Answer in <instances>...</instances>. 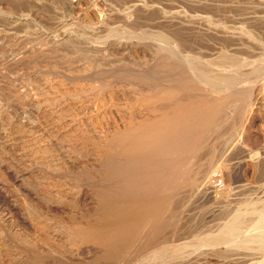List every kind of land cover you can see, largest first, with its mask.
<instances>
[{"label": "rangeland", "instance_id": "374dc122", "mask_svg": "<svg viewBox=\"0 0 264 264\" xmlns=\"http://www.w3.org/2000/svg\"><path fill=\"white\" fill-rule=\"evenodd\" d=\"M263 30L264 0H0V264H264V250L238 244L253 233L250 223L228 243L236 248L210 241L223 234L234 208L264 198V169L254 171L264 164ZM222 48L234 66L220 60ZM185 80L192 91L182 94L197 100L216 94L219 84L238 88L191 159V175L209 170L204 173L216 181L209 187L197 182L193 191L176 188L179 230L166 229L150 247L142 244L149 229L142 242L123 244L125 251L73 244L67 224L89 218L107 183L100 169L112 158L99 160L93 143L126 125L140 92ZM248 123L253 136L246 134ZM163 172L168 183L160 193L170 197L175 184ZM157 249L163 253H152Z\"/></svg>", "mask_w": 264, "mask_h": 264}, {"label": "bare ground", "instance_id": "6f19581e", "mask_svg": "<svg viewBox=\"0 0 264 264\" xmlns=\"http://www.w3.org/2000/svg\"><path fill=\"white\" fill-rule=\"evenodd\" d=\"M248 34H249V32H248ZM215 37H216V35H215ZM255 41H259V39H256ZM263 42L261 43L262 45H263ZM69 46H71V45L69 44ZM162 46H163V44H162ZM159 49H161V47ZM222 49H224V48H222ZM162 51H164V49ZM165 51H168V50H165ZM250 51H253V50H250ZM260 51L263 54V55L261 54V57H264V51L263 52H262V50H260ZM169 52L170 51H168V53ZM248 52H249V50H248ZM226 53H227V51H226ZM226 53H225V49H224V53H220V58H221L220 60L229 61L228 60L229 56ZM171 55H174V53L172 52ZM229 55H230V53H229ZM204 62H207V61H204ZM255 63H257V62H255ZM255 63H252V64L258 65ZM172 64H174V63H172ZM193 64L195 66L194 61H193ZM217 64L222 65V63H219V61ZM238 64H239V62H238ZM225 65L223 64V66H225ZM231 65L234 66V64H232V63H231ZM229 66L230 65H228V66L226 65L225 67H228L227 69H229ZM190 67H192V66H190ZM197 67H198V69H197ZM240 67L241 66H239V68ZM252 67H254V66H252ZM256 67L257 66H255L254 68H256ZM194 68L196 69V71H198V70L200 71V68L198 65H196ZM216 68H218V67H216ZM220 68H222L221 70H222V72H224L223 67H220ZM237 68H238V66H237ZM201 69H203V71H204V68H201ZM224 69H226V68H224ZM218 70H220V69H218ZM233 70H235V69L233 68ZM251 70L255 71L256 69H251ZM257 71H258V68H257ZM219 72H221V71H219ZM201 75H202V73H201ZM220 75L223 78L225 76L221 73H220ZM220 75H218V76H220ZM218 76L215 75V77H217V79H219ZM238 76H237V74L235 76V77H237V80H239ZM209 77H208V79H209ZM235 77L233 79H234V81H237V80H235ZM226 78L223 80H227V82L225 81V83L228 84L229 83L228 77L226 76ZM220 79H222V78L220 77ZM179 80L180 79H178V81ZM173 81H175L176 83L178 82L177 79L174 80V78H173ZM181 81H182V79H181ZM185 81H186L185 85H180V86L175 85V86H171V87L165 86L166 88H162L160 90H149L148 92L143 91V95H141L142 93L140 92V94H139L141 96L140 98H138V99L136 98L137 100H135V98H134L133 100H135V101L131 100L134 103H132L133 106H132V110H131V116L129 115L130 117L125 121L126 123L124 122L126 125L124 124L125 126H123V124H122V127H118V128L116 127L115 129H113L114 131H111V132H113V134L111 136L109 135L110 138L107 136V138H109V139H104L100 143L101 145H98V144L96 145L93 143L94 146H96V147L98 146V148H97L98 150L94 148L96 150V153H98V155H97L98 157L100 156L103 160H105L109 157H112L111 161L106 160L107 163H105L104 166H102L103 169H100L102 173L101 172L99 173V174L104 175L102 177H106V182L108 184L105 183L106 184L105 187L101 186V187H103L102 188L103 190L102 191L100 190V192H101V193H99L100 196L97 197L99 199L97 200V198H96L97 203L95 204L94 210L92 213H89L91 215L87 216V218L88 217L89 218L86 219V221H84L83 223H78L76 221H73L74 223H68L67 224L66 229L70 230V231L69 230H67V231H69L71 233V235L69 234L71 236V237L69 236V238H71L73 244H83L85 242H91L92 241L94 243L97 242L100 246L102 245L101 247L109 246V245L110 246L121 245V247H122L123 244L126 245L127 241L129 243V241L131 242L132 240L139 239V242H140L141 241L140 239L143 237V233L146 231V229L147 230L149 229V231L152 230V231H150L151 234L149 233V236H146L143 238L144 243L142 241L141 242L144 245L147 244L145 246L150 247L151 246V245H149L150 242H152L153 240L155 242L156 241L155 239L159 238L158 236L160 234L162 235L163 232L167 231L166 229H168V230L170 229V231H175L178 228V230H179V227H178L179 217H178V215L180 212L178 210L181 209L182 207L179 208V206H181L180 201H179V199H181V197L179 194L177 196V192H175V190H177L178 187H180V186L182 188L185 187V188L189 189V187H193V185L197 186V184H196L197 182L199 183V185L209 187L211 185V183H214L216 181V175L215 174L209 173V175H208V174L204 173V172L208 173L209 170L204 171V172L201 171L202 173L200 172V175H198L199 171H195L194 174H192L193 175L192 176L191 175V170H192L191 169V165H192L191 161L195 160V158L199 157V155H197V154H199L201 152H199V153L196 152L198 149H200V148H198L199 144L202 145V142L206 139V136H207L208 132L210 131V129L212 127H215L218 124L220 116L222 115V113L225 110H227L234 103V100L236 99L235 97L237 95H239L238 94L239 92L236 91V89H238V88H232L231 90H228V89L226 90L225 88L221 89V84H219L220 89H218V88L216 89V90H218V92L216 94H214V95L209 94L210 95V96H208L209 98L207 96H203V98H202V95H201L202 100L201 99L197 100V98H200V97H198L199 95L197 97L195 96V99L193 98L194 96L190 97L191 95L189 96L190 98L184 97V95L187 96V94H188V92H190V90L192 91V89L188 87V86H190V85H188L189 82L187 83V80H185ZM231 81H232V79H231ZM182 82H180V83H182ZM213 83H215V81ZM191 86H193V84ZM223 87H227V86L223 85ZM192 88H193V90L194 89L196 90V88H194V87H192ZM185 90H187V93ZM144 92H145V94H144ZM183 92H185L186 94H184ZM193 92L195 93V91H193ZM197 93H200V92H197ZM197 93H195V95H197ZM191 94H192V92H191ZM204 97H206V99ZM132 104H130V106ZM160 104L161 105L163 104V106L159 107ZM143 106L148 107V108H143ZM139 108L149 109L148 111L149 112L152 111V113L154 115H151V116L140 115L139 114V110H140ZM132 111H133V113H132ZM155 112L157 113V115L155 114ZM206 115H207V117H206ZM246 127H247V128H245L246 134H250L253 136V131L249 129V127H250L249 123L247 124ZM108 134H110L109 131H108ZM105 136L106 135H104L103 137H105ZM86 139H87V137H86ZM91 139L93 140V138H91ZM96 142H98V141H96ZM41 148H43V147H41ZM44 153H46V152L44 151ZM94 153H95V151H94ZM195 153H197L196 155L198 157L195 156V158H193ZM97 156H95V157H97ZM100 157L98 158L99 160H100ZM103 160H102V162H105ZM187 162H189V163H187ZM100 163L101 162H99V164ZM255 163H257V162H255ZM100 166H101V164H100ZM254 169H255L254 171H256V169H257L261 172V169H264V164L262 163L260 166L256 165V168H254ZM164 170H165V172L167 171L166 172L167 175H168V172H170L169 177H170L171 184H175V186L173 187L172 194L168 193L166 191L168 194H171L170 197L160 193V191H162V188L165 187L163 185V183L168 181V180H166V181L164 180L165 182L162 181V179H166V176H163V174H161L162 171H164ZM202 170H205V169H202ZM96 171H98V170H96ZM259 171H256V172H259ZM165 172H163V173L165 174ZM203 173L206 175H204ZM96 176H98V174ZM203 176H204V179H203ZM100 177H99V180L102 179V178L100 179ZM198 177L200 178L199 179L200 182L196 181L198 179ZM94 178H96V180H97V177H94ZM103 179H104V181H102V182H105V178H103ZM172 182H174V183H172ZM99 183H100V181H99ZM166 185H168V184H166ZM169 185H170V183H169ZM199 185H198V188H199ZM127 186H129V187L132 186L131 187L132 191H131V193L124 194V191L129 192L126 188ZM171 186H173V185H171ZM194 187L192 188V191L194 190ZM195 190H197V189H195ZM182 191H184V190H182ZM96 195H98V194H96ZM158 195H160V196H158ZM257 200H259V199H257ZM260 200L264 201V198L263 199L261 198ZM249 201L250 200H248V201L246 200V202H248V203L242 201L243 203H246V204H244V206H242V204H243L242 203L240 205V208H238V211H236V212L234 211V209L236 210V208L238 206L232 210V214L229 218V221L227 220L228 223H227V221L225 222V223H227V225L225 224V225L221 226L222 228H225L224 226H226V228L222 232L223 234H221V231H220L221 236L218 235L215 237V235L218 234V233H216L213 237L212 236L213 234H211L210 236L213 237L211 239L209 238L211 242L215 243V241L220 240V242L225 241L226 244H228L230 242L232 243V242H234L235 239H237L236 237L243 231V229L246 228V227L243 228V226L248 225L247 229H249L248 227H249V223H250L252 225V228L250 226L251 229H249V230H250V233L253 230V233L249 234V237L247 236L248 239H246L247 237H241V235L239 236L240 239L241 238L246 239L244 241H241L242 244L238 243L239 246L243 245L240 248H243L244 245H247V246L252 245L255 247V248L251 249L253 251H254V249H257V248L259 249L258 251H260V249L262 251L264 250V204L262 203L263 201L262 202L259 201L260 203L257 201H254V200L252 202H249ZM239 209H241V210H239ZM246 217H248V219ZM245 218L247 219L248 223L246 222ZM221 227L219 230L222 229ZM197 234L199 235L200 233L198 232ZM198 235H196V237ZM162 238L165 239V237H162ZM200 238H204V237H200ZM207 238L208 237H206V239ZM158 240L159 239H157V241ZM164 241H166V239ZM201 241H203V240H201ZM206 241H208V239ZM236 241L239 242V240H236ZM201 243L204 244V242H201ZM217 243H219V242H217ZM220 244H224V243L222 242ZM238 244H235V245L238 246ZM140 245H141V243H140ZM153 245L154 244H152V246ZM215 245H217V244L215 243ZM212 246H213V243H212ZM227 246H228V247H226L227 249L228 248L232 249V247H235L234 245L229 246V244ZM247 246H245V248H247ZM123 247H122V249H123ZM173 247L174 246H170L169 248H172V250H175L174 249L175 247L174 248ZM105 248L108 249L109 247L108 248L105 247ZM115 248H117V247H115ZM139 248L142 250L143 247L139 246ZM237 248H239V247H237ZM111 249H114V248H111ZM133 249H135V248H133ZM145 249H146V247H145ZM152 249H153V247H152ZM164 249H165V247H164ZM247 249H250V248H247ZM108 250H110V249H108ZM162 250L163 249H161V251ZM224 250H225V248H224ZM114 251H116V250H114ZM151 251H153L152 253L155 252L157 254H160V252H161L160 249H159V252H158V249H157V252L154 250H151ZM165 252H167V250H165ZM133 253H134V251H133ZM152 253H148L149 256H147V257L151 258V257H154V255L155 256L157 255V254H152ZM162 253L163 252H161V254ZM164 254H166V253H164ZM172 254H173V252H172ZM114 255H115V253H114ZM129 255H130V253H127V254L125 253V254H123V256L125 258L124 257L123 258L128 259ZM109 256L111 257V255H109ZM158 256L159 255H157L156 257H158ZM156 257H155V259H156ZM113 258H115V257H113ZM113 258H111V259H113ZM108 259L110 260L109 257H108Z\"/></svg>", "mask_w": 264, "mask_h": 264}]
</instances>
